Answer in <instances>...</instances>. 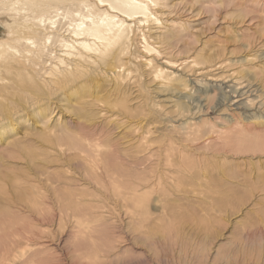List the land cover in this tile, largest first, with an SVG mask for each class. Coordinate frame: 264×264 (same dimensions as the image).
I'll return each mask as SVG.
<instances>
[{
  "label": "rangeland",
  "instance_id": "1",
  "mask_svg": "<svg viewBox=\"0 0 264 264\" xmlns=\"http://www.w3.org/2000/svg\"><path fill=\"white\" fill-rule=\"evenodd\" d=\"M151 12L120 56L17 97L0 138V264H264V148L216 139L264 129V0ZM231 88L245 94L226 103Z\"/></svg>",
  "mask_w": 264,
  "mask_h": 264
},
{
  "label": "bare ground",
  "instance_id": "2",
  "mask_svg": "<svg viewBox=\"0 0 264 264\" xmlns=\"http://www.w3.org/2000/svg\"><path fill=\"white\" fill-rule=\"evenodd\" d=\"M163 1L0 0V24L4 26V37L0 38V138L8 127L14 131L17 97L27 96L35 101L40 96L33 94L35 91L32 90L42 82L70 80L84 69L88 60L120 56L126 50L131 20L137 15L142 16V21L148 20L153 16L151 6H158ZM124 73L125 70L121 75ZM227 93L231 99L226 103L245 94L233 88ZM38 104L33 102L31 107ZM36 110L40 111L38 118L53 113V110L48 113V107L39 106ZM240 127L243 132L228 135L221 131L216 139L222 140L226 147L233 138L244 143L253 134L254 142H248L250 147L253 150L264 148L262 127L257 124ZM203 144L209 148L213 141L209 139ZM173 162L169 165L174 166L178 173L194 167L193 163L186 161L174 165ZM1 226L0 231H3L4 225Z\"/></svg>",
  "mask_w": 264,
  "mask_h": 264
}]
</instances>
